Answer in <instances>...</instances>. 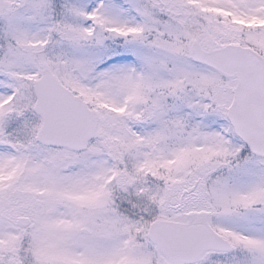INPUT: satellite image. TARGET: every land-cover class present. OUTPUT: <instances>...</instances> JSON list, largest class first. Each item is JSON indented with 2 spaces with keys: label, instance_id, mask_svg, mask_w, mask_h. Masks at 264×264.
Listing matches in <instances>:
<instances>
[{
  "label": "snow or ice",
  "instance_id": "1",
  "mask_svg": "<svg viewBox=\"0 0 264 264\" xmlns=\"http://www.w3.org/2000/svg\"><path fill=\"white\" fill-rule=\"evenodd\" d=\"M0 264H264V0H0Z\"/></svg>",
  "mask_w": 264,
  "mask_h": 264
}]
</instances>
